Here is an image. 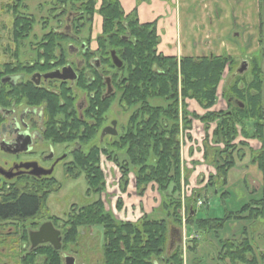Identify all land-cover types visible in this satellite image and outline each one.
Here are the masks:
<instances>
[{
	"label": "trees",
	"instance_id": "trees-1",
	"mask_svg": "<svg viewBox=\"0 0 264 264\" xmlns=\"http://www.w3.org/2000/svg\"><path fill=\"white\" fill-rule=\"evenodd\" d=\"M26 1L28 0H9L5 5L12 17L11 39L15 46L13 55L19 54L22 39L31 35L36 22L34 15L23 11L28 10ZM48 11L58 27L62 23L61 18L65 17V23L79 36L91 24L94 15L98 14L101 18V34L95 41L99 46V53L106 58L105 62L111 68H115L109 57L111 51H115L122 61L121 68L112 75L114 93L101 100L100 93L104 85L101 77L96 74L100 84L90 88L95 96L91 99L88 113L84 115L85 120H80L74 110L73 122L70 125L62 123L65 129L63 135L71 134L73 140H81V145L87 146L97 139L99 129L107 121L106 113L115 102L124 112L130 113L123 132L112 137L108 145L98 142L87 151L74 153L65 162V174L74 178L83 176L87 185L86 195L96 194L98 198L90 204L71 210L64 220V226H70L65 231L64 241L75 242L80 227L98 225L102 227L103 264H184L181 248L171 249L172 234L170 233L169 238L167 226V219L170 218L176 224H181L183 205L187 230L193 225L203 234L213 231L216 233L227 222L247 220L262 225L264 245V104L261 74L257 65L252 70L253 78L250 83L240 88L241 80L237 79L227 93H223L227 108L213 111L211 108L216 102L217 88L223 73L226 69L230 70L233 64L230 57H183L178 60L174 56L158 53L159 37L154 25L140 23L134 13L125 14L119 0H53ZM45 29L47 26H43V30ZM42 41H46L44 54H64L67 40L63 33L44 31ZM13 66L9 62L5 65L0 63V77L4 72L19 71L18 66L11 68ZM7 94L18 97L19 90L13 89ZM187 99L194 100L205 110L204 114L190 112ZM48 100L51 106V97ZM0 103L5 104L6 100L0 99ZM55 105L59 111V119L66 121L69 118L68 108L59 106L58 102ZM193 119L198 120L204 128V162L214 169L205 184L213 187L216 198L228 196V190L220 191V188L229 185V172L236 168L237 159L244 156L242 149L248 148L246 142L235 140L241 136L256 139L260 143V148L251 157L252 163L262 174L259 196L222 217L198 218L192 203L199 194L197 192L191 198H184L183 201L180 199L182 187L188 181V177L182 174L184 168L180 133L192 129ZM86 120H92L94 125H89ZM212 125L211 141L215 146L210 148L208 131ZM71 130L73 131L70 133ZM101 155H105L118 167L122 193L127 191L130 173L134 176L135 192L139 197L144 195L149 184H155L160 196L159 206L165 211V218L153 219L149 215H143L132 223L119 221L107 212L100 197L105 191L100 166ZM58 189L59 186L49 193ZM36 199L34 196H22L14 203L2 206L1 214L31 215L37 206ZM122 206V200L119 199L116 208L120 210ZM245 232L244 230L243 233ZM195 241L192 240L193 246L189 245L187 249L195 250ZM221 249L222 261L228 259L232 264H264V250L255 254L254 246L246 237L237 241L221 240ZM41 254L44 264L63 262L60 252L51 248Z\"/></svg>",
	"mask_w": 264,
	"mask_h": 264
},
{
	"label": "flooded vegetation",
	"instance_id": "flooded-vegetation-1",
	"mask_svg": "<svg viewBox=\"0 0 264 264\" xmlns=\"http://www.w3.org/2000/svg\"><path fill=\"white\" fill-rule=\"evenodd\" d=\"M49 30L66 36L64 54H44L46 41H42V35L45 30L39 35L32 30L19 46L20 51L22 47L27 50L1 63L5 65L9 62L14 65L11 68L18 66L20 69L12 73L4 72L0 77V99L6 100L5 104L0 103V208L22 196L36 197L37 206L27 216L2 215L0 211V264H40L44 262L41 254L44 250L61 251L64 236L58 225V216L47 206L51 195L49 191L58 186V166L61 165L65 171V162L74 153L85 151L86 147L81 145V140H73L71 134L63 135L65 129L62 123L70 125L73 122L74 110L80 120H85L84 115L88 113L91 99L95 96L90 88L100 84L96 74L104 85L101 100L111 96L114 91L107 95V77L112 87V75L121 68L113 63L110 53V61L115 68L109 67L106 58L98 51L97 42L93 47L90 39H81L69 25L65 24L62 28L51 25ZM65 68L71 70L65 73ZM107 71L110 73L107 74ZM13 89L19 90L18 97L7 94ZM49 97L52 99L51 106ZM56 102L68 108L69 118L66 121L59 119ZM113 121L105 122L94 141L102 144L107 137L118 136L117 123V135L102 136L103 130L111 127ZM86 122L94 125L92 120ZM108 131L113 130L109 128ZM44 223H51L54 229L60 231V250L50 243L32 246L30 233L38 231Z\"/></svg>",
	"mask_w": 264,
	"mask_h": 264
},
{
	"label": "rangeland",
	"instance_id": "rangeland-1",
	"mask_svg": "<svg viewBox=\"0 0 264 264\" xmlns=\"http://www.w3.org/2000/svg\"><path fill=\"white\" fill-rule=\"evenodd\" d=\"M8 2L9 0H0V63L10 61L13 58V53L15 52V46L11 39L12 17L10 12L7 11V8L5 7ZM52 2L53 0L26 1L28 10L23 9V11H27L29 14L34 15L36 19L33 33L35 32L37 35L41 34L43 26H47L45 31H48V27L51 25L54 27L56 25V28H58V24H54L56 21L50 17V12L48 11V9L52 6ZM259 2L262 13L264 34V0H260ZM3 8H5V10H3ZM65 19V17L61 18L62 23L60 28L66 24ZM100 25L101 18L98 14H95L91 24L87 25L81 32V39H86L88 37L91 38L90 40L92 46L94 47L96 37L101 34ZM261 43L262 46L259 54L252 56L248 60V67L242 73L238 72L242 62L235 61L233 59L231 69H226L224 71L217 89V104L220 108L224 110L227 108V101L225 100L223 93H227L228 88L232 85V83H235L237 79H240L241 82L239 87L243 88L252 81V70H254L253 68L255 65H257L261 74V95L264 104V35L262 36ZM24 50H27V48L22 47V50H19L18 52L22 54ZM251 93H255V91H251ZM192 104H194V108L197 106L196 102H192ZM192 106L189 107V109L191 108V111L194 110ZM129 114L130 113L124 112L115 102L106 113L107 123L110 120H115L118 132H123V128L128 122ZM193 122L194 125L191 130L185 132L182 131V133H180L181 160L184 168V172L182 174L188 177L187 183L189 184V186H184L182 188V195L180 199L183 201L184 198H191V195L194 192H197L199 194L192 202L194 208L196 209L197 217L218 218L222 217L226 213L235 212L243 204L249 202L253 198H257L259 196L262 174L257 169L256 165L252 163L251 157L253 152L260 148L254 149L260 145L259 141L251 139L250 146L246 142V140L249 139L239 136L235 140V142H246L248 148L244 147L242 149L241 153H243L244 156H242L239 160L237 159L236 168L229 172V185L220 188V191L228 190V196L222 199L216 198L214 197L213 187L207 186L203 183L206 182L209 173H214V169L211 166L209 167V165L204 162V128L203 125L201 126V124L195 119H193ZM213 127L214 125H212L208 131V146L210 148L215 146L211 141ZM187 135L190 137L188 138ZM109 142H111V137H107L103 144L108 145ZM94 144H97V141L89 143V145H87L84 149L87 151L88 148ZM219 147H222V145H219ZM113 151L116 153L114 149H112V152ZM210 152L212 153L211 149ZM100 166L105 180V191L101 193L100 197L104 204V209L115 219L134 223L142 218L143 215H149L153 219L165 218V211L159 206L160 196L157 192V186L155 184H149L144 195L139 197L135 192L134 176L130 173L127 191L122 193L119 186L120 172L118 167L113 162L109 161L105 155H101L100 157ZM56 177L59 189L51 193L47 206L48 208L50 207V210H53L54 214L58 216V225L61 227L65 238V231H68L70 226L67 225L65 227L64 220L67 219L71 210L73 208L75 209L76 207L92 203L98 198V196L91 193L89 196L86 195L87 185L83 176L74 178L70 175H66L61 165L57 168ZM119 199H121L123 203L122 209L120 210L116 208V202ZM199 202H202V204L199 205ZM181 208V224H176L170 218L167 219V226L168 231H170L169 238L171 233L173 239L171 249L174 250L176 247L181 248L184 264H232L228 259L223 261L220 259V255L222 254L221 240L234 239L237 241L241 240L242 237H246L254 246L255 254L258 255L260 251L264 250L263 228L260 223L247 220H232L227 222L222 230H219L216 233L213 231L203 234L198 232L193 225L189 226V230L186 229V217L183 213L184 206L182 205ZM179 228L181 231H178V234L176 232L174 234V231L179 230ZM244 230L246 231L245 233H243ZM180 238L181 240H178ZM192 240H196V244H194L195 250H190L189 248L187 249L189 245L193 246ZM102 244L103 236L101 226L94 225L90 227H80L78 228V237L76 241L65 242L63 239L62 249L59 252L61 256L64 253L74 257L75 264H103ZM166 256L168 255L166 254ZM62 261V264H64L63 257ZM40 264H44V262Z\"/></svg>",
	"mask_w": 264,
	"mask_h": 264
},
{
	"label": "crops",
	"instance_id": "crops-1",
	"mask_svg": "<svg viewBox=\"0 0 264 264\" xmlns=\"http://www.w3.org/2000/svg\"><path fill=\"white\" fill-rule=\"evenodd\" d=\"M259 1L119 0L125 14L134 13L140 23L154 25L159 37L158 53L178 60L183 57L228 56L241 61V66L243 62L248 64V60L261 50L264 34ZM216 95L218 99V90ZM217 99L212 110H224L217 104ZM186 102L190 112L204 114L198 104L194 108L192 102L195 101L187 99ZM191 106L193 111L189 109ZM250 140L246 142L251 146Z\"/></svg>",
	"mask_w": 264,
	"mask_h": 264
},
{
	"label": "water",
	"instance_id": "water-1",
	"mask_svg": "<svg viewBox=\"0 0 264 264\" xmlns=\"http://www.w3.org/2000/svg\"><path fill=\"white\" fill-rule=\"evenodd\" d=\"M110 54H111L112 61L116 65V67L118 68L121 67L122 61L116 56L115 51H111ZM246 68H247V64L246 62H243L241 68L239 69V72L240 73L243 72ZM67 70H71V69L65 68L63 72L66 73ZM107 86H108L107 95H109L112 92V87L110 85L109 78H107ZM115 125H116V121H113L111 127H106L103 130L102 136H104L105 134H110L112 136L117 135V132L115 130ZM109 128H111L113 131L109 132L108 131ZM30 242L32 243V246H35L39 243H50L56 248V250H60L61 248L60 231L54 229L51 223H44L41 225L38 231L30 233ZM64 264H75L74 257L69 256V255H64Z\"/></svg>",
	"mask_w": 264,
	"mask_h": 264
},
{
	"label": "bare ground",
	"instance_id": "bare-ground-1",
	"mask_svg": "<svg viewBox=\"0 0 264 264\" xmlns=\"http://www.w3.org/2000/svg\"><path fill=\"white\" fill-rule=\"evenodd\" d=\"M111 53V52H110ZM111 55V54H110Z\"/></svg>",
	"mask_w": 264,
	"mask_h": 264
}]
</instances>
